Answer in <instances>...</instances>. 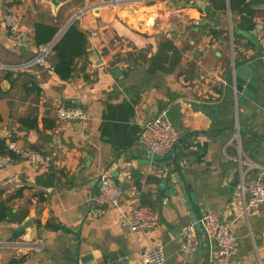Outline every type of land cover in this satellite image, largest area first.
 Masks as SVG:
<instances>
[{"label":"crops","instance_id":"crops-1","mask_svg":"<svg viewBox=\"0 0 264 264\" xmlns=\"http://www.w3.org/2000/svg\"><path fill=\"white\" fill-rule=\"evenodd\" d=\"M213 1L0 0V139L47 159L44 166L15 160L0 169V198L12 210L0 222V243L14 242L15 253L25 255L21 264H144L143 254L157 247L165 264H207L202 234L196 253L180 248L181 228L193 223V212L233 224L239 243L233 264H264V205L245 212L239 191L253 178L264 180V68L256 101L228 92L234 64L264 59V7L255 8L248 30L246 15L234 12L230 0L225 10ZM80 12L75 23L87 34L88 54L62 81L52 51L43 65L34 63L42 47L35 26L57 27L59 34ZM6 14L19 17L17 32L7 28ZM94 31L98 38H91ZM238 31L255 33L263 51ZM167 41L176 54L159 63L165 71L152 70L151 59ZM60 107H82L89 119L59 121ZM160 114L183 142L175 158L143 165L148 150L139 136ZM21 118L36 121L37 129L23 128ZM104 171L122 190L119 208L95 202ZM138 204L155 212L158 226L133 234L127 221ZM31 218L33 227L14 239ZM11 254L1 249L0 264Z\"/></svg>","mask_w":264,"mask_h":264},{"label":"built area","instance_id":"built-area-1","mask_svg":"<svg viewBox=\"0 0 264 264\" xmlns=\"http://www.w3.org/2000/svg\"><path fill=\"white\" fill-rule=\"evenodd\" d=\"M4 19L7 28L11 32L19 30V17L6 14ZM257 28L262 29V26L258 25ZM91 38H98V33L92 32ZM47 46L41 47L35 64H44V58L52 51ZM41 54L45 55L40 57ZM101 61L104 60L101 59ZM2 70L3 66L0 65V73ZM220 81L225 88L228 86L226 79H220ZM56 115L59 121L64 122H85L89 119L87 111L82 107H60L57 109ZM139 141L147 150L159 156H164L178 147L180 133L166 118L165 114H160L143 126ZM6 145L8 152L13 156L11 154H0V169H5L15 160L25 161L33 166L47 164L46 157L32 148L21 146L13 140L6 141ZM98 179L100 186L95 202L101 206L119 208L122 200V190L116 184L114 177L109 171H104L99 174ZM239 191L243 198L245 212L264 205V180L261 176L251 179L247 187L244 184L240 185ZM127 223L133 234H142L158 226V217L151 208L138 204L131 210ZM198 224L202 229L201 232L197 230L195 223L187 224L181 228V250L186 254L196 253L200 245L199 235L202 234L209 247L207 264H233V259L237 255L239 247L238 239L232 232L233 224L223 221L219 215L211 212L203 213L198 220ZM143 262L144 264H165L164 249L157 247L146 251L143 254Z\"/></svg>","mask_w":264,"mask_h":264},{"label":"trees","instance_id":"trees-1","mask_svg":"<svg viewBox=\"0 0 264 264\" xmlns=\"http://www.w3.org/2000/svg\"><path fill=\"white\" fill-rule=\"evenodd\" d=\"M247 0H230L231 8L234 12H238L241 6ZM213 5L222 10L226 9V4L224 0H222L221 5L216 3V0L213 1ZM253 15L243 16L242 20L244 22H248L249 27H243L248 30H253L255 27V23L252 22ZM59 29L57 27L45 25V24H36L35 26V43L38 47L46 46L50 44L55 36L58 34ZM225 30L218 31L214 35L221 36L225 33ZM87 34L81 31L77 24H73L63 38L54 46L52 52L55 53L56 56V66L55 73L62 81H68L72 73L74 71L75 61L79 58H82L88 54V44H87ZM249 46L253 47L254 45L248 42ZM173 51V54H176V50L173 44L170 41L163 42L160 45V48L156 55L151 59L150 68L158 69L161 68L165 71L164 66L160 67L159 63L163 62H171L170 58L166 53ZM169 71V70H167ZM6 79H10L11 77L7 75ZM3 93L0 87V94ZM1 119V116H0ZM20 124L24 128V125H27V121L24 118L19 120ZM31 129H37V122L33 121L32 124L27 125ZM0 154H11L7 150L6 140L0 139ZM12 155V154H11ZM13 156V155H12ZM12 210L8 206V200H3L0 198V222H4L10 219Z\"/></svg>","mask_w":264,"mask_h":264},{"label":"water","instance_id":"water-1","mask_svg":"<svg viewBox=\"0 0 264 264\" xmlns=\"http://www.w3.org/2000/svg\"><path fill=\"white\" fill-rule=\"evenodd\" d=\"M229 3V0H228ZM208 7L206 9V13L210 14V7L206 4ZM264 7V0H249L245 2L241 8L240 13L246 16H250L254 13L255 8L257 7ZM83 12H80L77 16L71 19L69 24L56 36V38L47 46V48L53 49L54 46L57 44V42L60 40V38L68 31V29L77 21L79 16ZM239 35H242L244 38H246L250 43L254 45L256 50L258 52L263 51L262 44L260 42V39L256 36L253 32H245V31H238ZM45 54H41L40 57H43ZM264 68V59L263 58H257L255 60H246L242 64H234L232 75L228 79L229 81V88L228 92L229 94H241L242 96L252 100L256 101L257 99V87L259 84V77L260 72ZM183 141L181 140L179 143L181 144ZM174 157V151L164 155L159 156L150 150L147 151V157L145 160L141 161L140 163L143 165L150 166L153 162L156 163H163L167 160L173 159ZM167 178V175L165 176ZM239 183V178L236 177L234 182L231 183V190H235ZM193 223L196 224V228L199 232L202 231L198 224L199 217L193 212L192 217ZM34 220L33 218L28 219L21 225H19L16 230L14 231V239H20L26 234V231L33 227ZM3 243H0V250L4 248Z\"/></svg>","mask_w":264,"mask_h":264},{"label":"flooded vegetation","instance_id":"flooded-vegetation-1","mask_svg":"<svg viewBox=\"0 0 264 264\" xmlns=\"http://www.w3.org/2000/svg\"><path fill=\"white\" fill-rule=\"evenodd\" d=\"M16 244L14 242H11V244H8L4 246V249L8 250V252H13L7 259L6 263L4 264H21L24 261L25 255L24 253L16 254Z\"/></svg>","mask_w":264,"mask_h":264},{"label":"rangeland","instance_id":"rangeland-1","mask_svg":"<svg viewBox=\"0 0 264 264\" xmlns=\"http://www.w3.org/2000/svg\"><path fill=\"white\" fill-rule=\"evenodd\" d=\"M1 74H2V71H1V73H0V77H1Z\"/></svg>","mask_w":264,"mask_h":264}]
</instances>
